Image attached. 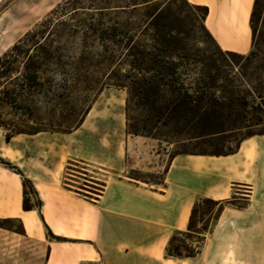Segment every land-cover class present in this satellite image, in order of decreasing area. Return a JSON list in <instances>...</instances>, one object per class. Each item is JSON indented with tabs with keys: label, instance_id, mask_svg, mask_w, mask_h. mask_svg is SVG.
<instances>
[{
	"label": "crops",
	"instance_id": "crops-1",
	"mask_svg": "<svg viewBox=\"0 0 264 264\" xmlns=\"http://www.w3.org/2000/svg\"><path fill=\"white\" fill-rule=\"evenodd\" d=\"M187 1L208 8L204 25L222 50L249 53L254 0ZM28 137L19 134L10 141L1 140L0 157L33 184L41 208L23 209V177L0 165V218L20 220L25 239L45 242L46 264H58L53 258L67 243L47 240L43 225L55 235L84 240L83 232L89 233L83 229L85 223L94 230L96 246L88 260L96 261L95 253L104 264H175L165 256V245L175 233L187 231L193 205L204 198L239 200V188L244 187L248 188L242 199L246 205L237 209L234 219L221 218L220 236L233 233L239 246L227 247L226 254L231 252L236 264L242 255L248 256L244 259L248 264H264V135L243 140L230 155L179 154L167 164L159 161L149 138L130 136L124 126L123 135L106 137L107 144L98 140L88 155L82 146L70 153L62 148L52 152L51 138L42 133ZM89 155L94 158L91 170L86 164ZM65 165L72 168L67 176ZM133 170L160 174L161 182L126 174ZM79 184L92 192L85 195ZM77 251L83 260L84 249L77 247Z\"/></svg>",
	"mask_w": 264,
	"mask_h": 264
},
{
	"label": "rangeland",
	"instance_id": "rangeland-1",
	"mask_svg": "<svg viewBox=\"0 0 264 264\" xmlns=\"http://www.w3.org/2000/svg\"><path fill=\"white\" fill-rule=\"evenodd\" d=\"M63 1L0 0V57L14 44H17L20 39H23L27 33H35V39H42V34L38 32L41 31V24L47 18L55 22L66 21L68 25H76L78 21L84 19L93 23L101 19L104 20L106 25L113 24L114 21H124L127 23L128 36L130 38L128 46L131 48L132 53L138 43L145 48L152 45L150 39L153 31L142 23L143 14L147 10L144 5L140 4L141 0H111L112 6L120 5L126 7H113L105 16H99L98 13L93 16H87L79 12L77 16L70 19V16H63L62 14L51 15L52 10ZM163 1L159 0V6ZM176 6L183 14L189 12L183 0H177ZM173 9L176 10V7H173ZM88 12L90 11H87V14H92ZM195 13H201V11L199 10ZM64 27L59 23L51 31V33L61 35L62 39L60 42L65 45L60 64L57 67H51L50 71L42 77L43 81L53 88L50 92L40 95L24 94L17 105L12 107L2 105L0 107V141H10L16 136L12 135L13 137L10 140L6 138L7 131L12 133L13 127L23 131L38 128L44 130L40 133L51 138L50 149L52 152H59L62 148V150L70 153L75 151L76 147L82 146L85 155H88V153L95 151L98 140L107 144L108 139L106 137L115 138L123 135V126L126 129V101L128 94L125 89L113 86V81L106 78L111 74V63L106 59L108 54H102L103 47L93 36L86 38L84 41L81 37H77L71 42L65 41L63 37L65 33ZM254 27V37L250 49V51L254 52V59L252 66L247 70L248 74L252 75L255 85H264V0L261 1L259 15L255 20ZM54 39L57 40L59 38L55 37ZM28 40H31V37ZM185 42L189 48H194L198 54L212 55L214 57L219 55L216 45L200 29L198 23L191 27L190 35ZM26 45H29L28 41L22 44V46ZM130 60H133L132 57H130ZM18 66H20V63L17 64ZM64 80L68 85L59 92L58 84H63ZM1 82H6L5 85L11 88V86L21 83V80L7 81V79H2ZM88 82L91 88H87ZM57 92L60 94L56 95ZM256 101L259 103L261 99L256 98ZM130 107L129 113L131 116L137 117L141 114L145 117L143 118L145 123L151 124L147 111H140L134 105V102L130 103ZM253 118H261L257 122L259 125L249 130H243V134L247 132L250 134L258 133L264 129V109L261 113H256ZM148 130H151L153 134H159V129H150L149 127ZM22 135L24 138L32 136L28 134ZM129 135L132 136V134ZM149 140L153 142V150L159 152V161L162 160L165 164L176 156L179 150L180 145L175 143L159 142L152 138H149ZM234 142L232 135L227 134L223 137L192 142L185 149L197 152H210L213 148L221 147L222 145H233ZM103 143H100V146H104ZM93 159L91 155L87 157L86 164L90 165V170L94 165L92 163ZM3 160L10 162L7 159ZM11 165L15 166L12 163ZM83 167L87 166L84 165ZM71 169L70 166L65 165L63 174H70ZM19 171L21 172L20 169ZM126 174L148 182H161L160 174L158 176L148 170H133ZM77 186L83 187L82 184ZM239 189L242 190L239 192L242 195H237L238 198H241L239 200L228 199L216 205L200 203L196 208L193 231L177 232L173 235L176 236V241L172 243L171 247L178 248L180 252V257L171 258L175 264H236L234 261L235 256L231 252L226 254V249L227 247L229 250L232 248L237 249L239 244L237 245L231 237L233 233L229 236L224 235L223 239L221 238L219 222L221 218L224 219L227 216L230 219H234L237 215V209L245 207L246 202L242 199L245 198L244 195L247 194L248 188ZM83 190L85 195H89L87 192H92L87 187H83ZM23 200H25L28 207H33L34 210L41 208L42 202L30 181L26 183L24 188ZM37 204H40L39 208L36 207ZM0 219V264H46L48 250L45 242L41 244L25 239L22 236L24 232L20 220L15 218ZM2 219L8 220L2 221ZM242 222L243 219H241ZM47 228L43 225L47 240L67 243L66 247H63L57 255V259L53 258V261L55 260L58 264H104L103 260L95 253H92V256H94L93 258L96 261L88 260L91 257L89 251L96 249L93 239L94 230L90 224L85 223L83 226L84 231L89 232L86 234L83 232V236H87V239L84 240L58 236L49 227ZM50 234L53 237H50ZM76 246L84 249L83 260L79 257ZM114 253L120 254L119 251ZM247 257L242 255L241 258L243 260H240L238 264H248L247 261L244 262Z\"/></svg>",
	"mask_w": 264,
	"mask_h": 264
},
{
	"label": "trees",
	"instance_id": "trees-1",
	"mask_svg": "<svg viewBox=\"0 0 264 264\" xmlns=\"http://www.w3.org/2000/svg\"><path fill=\"white\" fill-rule=\"evenodd\" d=\"M183 1L189 9L185 14L177 9V0H164L160 6L159 0H141L140 4L147 10L143 14L142 23L153 31L150 39L152 45L145 48L138 43L133 53L128 46L130 38L127 23L124 21H114L113 24L106 25L101 19L96 23L84 19L76 25H68L66 21L55 22L47 18L38 32L42 34V39H35V33H27L0 57V107L17 105L24 94L40 95L50 92L53 88L47 85L42 77L51 67L59 66L65 50V45L60 42L62 36L51 33L52 29L61 23V26H65V41L71 42L77 37L84 41L93 36L102 45V54H108L106 59L111 63V74L106 78L113 81V86L125 89L128 94V134L180 145L176 155L226 156L235 153L243 140L264 135V129L253 134L242 133L243 130L259 125L257 122L261 118L255 119L253 116L264 109V85H255L247 70L253 64L254 52L242 55L222 51L204 25L208 8ZM261 1L254 0L250 15L252 42ZM113 7L126 6H112L111 0H64L52 10L51 15L62 14L70 16V19L79 12L87 16L97 13L99 16H105ZM173 7H176V10ZM199 10L201 13H195ZM87 11L92 14H87ZM196 23L216 45L218 57L198 54L194 48L187 46L186 38ZM29 37L31 40H28ZM55 37L59 39L56 40ZM25 41H28L29 45L22 46ZM130 57L133 60H130ZM18 63L20 66L17 67ZM2 79L21 80V83L8 88L6 82H1ZM67 85L65 80L63 84H58L59 92ZM87 88H91L90 83ZM59 92L56 95H59ZM256 98H260L261 102L258 103ZM131 102H134L140 111H147L151 124H146L143 119L145 117L141 114L137 117L131 116ZM149 127L159 129V134H153L148 130ZM43 131L38 128L23 131L13 127L12 133L7 131L6 138L10 140L12 135H35ZM227 134L232 135L235 141L233 145H222L210 152L185 149L192 142ZM0 165L23 177L19 169L10 162L0 158ZM26 183H29V180L23 177V194ZM200 203L216 205L220 202L204 198L195 203L190 213L187 232L193 231L196 208ZM36 207L39 208L40 204ZM23 209L32 210L33 207H28L23 200ZM40 217L43 221L41 214ZM5 220L8 219H2ZM50 237L53 236L50 234ZM174 241L176 236L169 239L165 248L168 258L180 257L179 249L171 247Z\"/></svg>",
	"mask_w": 264,
	"mask_h": 264
}]
</instances>
